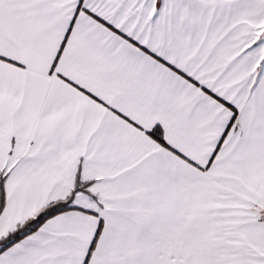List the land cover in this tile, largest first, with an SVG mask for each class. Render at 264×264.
<instances>
[{"label":"snow or ice","instance_id":"6c2138e0","mask_svg":"<svg viewBox=\"0 0 264 264\" xmlns=\"http://www.w3.org/2000/svg\"><path fill=\"white\" fill-rule=\"evenodd\" d=\"M0 264H264V0H0Z\"/></svg>","mask_w":264,"mask_h":264}]
</instances>
